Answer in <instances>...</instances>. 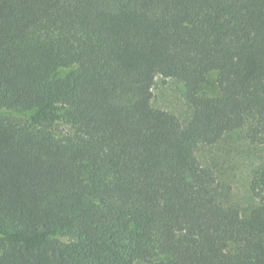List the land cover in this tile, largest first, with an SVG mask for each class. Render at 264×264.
<instances>
[{"label": "trees", "instance_id": "trees-1", "mask_svg": "<svg viewBox=\"0 0 264 264\" xmlns=\"http://www.w3.org/2000/svg\"><path fill=\"white\" fill-rule=\"evenodd\" d=\"M238 131L264 145V0H0V264H264V162L243 211L199 155Z\"/></svg>", "mask_w": 264, "mask_h": 264}, {"label": "rangeland", "instance_id": "rangeland-1", "mask_svg": "<svg viewBox=\"0 0 264 264\" xmlns=\"http://www.w3.org/2000/svg\"><path fill=\"white\" fill-rule=\"evenodd\" d=\"M212 82L206 91L215 94ZM153 104L186 120L190 106L185 86L172 77L157 76L153 86ZM241 132L232 133L217 146H207L199 151L200 160L216 169L223 185L226 199L238 205L243 211L258 203L251 191L252 169L264 162V145L240 139Z\"/></svg>", "mask_w": 264, "mask_h": 264}]
</instances>
